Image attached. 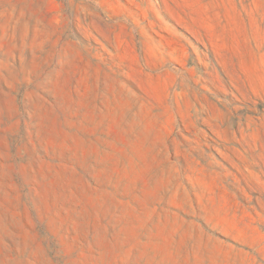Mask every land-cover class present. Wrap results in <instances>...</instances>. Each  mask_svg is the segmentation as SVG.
<instances>
[{"label": "rangeland", "instance_id": "obj_1", "mask_svg": "<svg viewBox=\"0 0 264 264\" xmlns=\"http://www.w3.org/2000/svg\"><path fill=\"white\" fill-rule=\"evenodd\" d=\"M0 264H264V0H0Z\"/></svg>", "mask_w": 264, "mask_h": 264}]
</instances>
